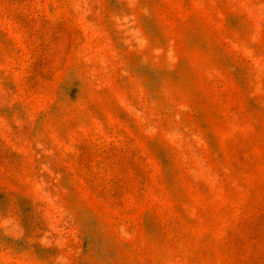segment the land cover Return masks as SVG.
<instances>
[{"label":"rangeland","instance_id":"374dc122","mask_svg":"<svg viewBox=\"0 0 264 264\" xmlns=\"http://www.w3.org/2000/svg\"><path fill=\"white\" fill-rule=\"evenodd\" d=\"M0 264H264V0H0Z\"/></svg>","mask_w":264,"mask_h":264}]
</instances>
